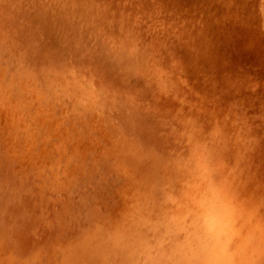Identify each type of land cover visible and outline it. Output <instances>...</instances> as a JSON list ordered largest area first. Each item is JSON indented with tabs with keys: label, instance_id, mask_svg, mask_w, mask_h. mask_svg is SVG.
<instances>
[{
	"label": "rangeland",
	"instance_id": "rangeland-1",
	"mask_svg": "<svg viewBox=\"0 0 264 264\" xmlns=\"http://www.w3.org/2000/svg\"><path fill=\"white\" fill-rule=\"evenodd\" d=\"M0 58L9 75H40L38 80L63 87L71 79L92 85L110 127L134 139L151 162L170 167L199 140L217 165L232 168L235 182L246 178L237 185L251 200L258 198L252 204L263 217L264 0H0ZM2 138L0 149H8ZM7 157L0 156V228L20 253L62 230L80 229L89 219L86 208L110 210L114 195L106 179L55 189L17 155L16 161Z\"/></svg>",
	"mask_w": 264,
	"mask_h": 264
},
{
	"label": "bare ground",
	"instance_id": "bare-ground-1",
	"mask_svg": "<svg viewBox=\"0 0 264 264\" xmlns=\"http://www.w3.org/2000/svg\"><path fill=\"white\" fill-rule=\"evenodd\" d=\"M3 67L0 66L2 143H6V147L18 156L21 163L29 165L26 166L27 171L30 166L35 169L47 185L55 189H69L78 186L83 180L98 185L103 178L106 180L102 182L109 184L107 187L114 199L107 212L86 208L89 219L83 226L78 222L82 227L77 231L67 233V229L65 233L62 230L63 234L58 233L46 243L25 253H20L9 240L7 229L0 228V264H264V215L261 217L255 212L256 207L254 209L255 205L252 204L255 198L250 199L252 194L247 197L241 184L237 185L239 181L246 182V178L239 177V181L235 182V172L233 174L230 170L232 168L224 170L222 164L217 165V160L205 154V147L198 144V139L197 143H193L190 154H183L184 157L180 156L173 163L171 161L172 166L169 162L170 167H164L160 162H151L144 155L146 153H140L135 143H132L134 139L130 142L125 139L126 135L123 138L113 126L110 127L108 115H104L99 108L102 103L95 98L97 89L89 83L71 79L69 84L66 82L68 86L63 87L53 81L46 83L38 80L40 75L38 79L27 73L9 75L5 72L6 67L5 71ZM11 67L7 70H11ZM64 79L70 78L67 76ZM212 133L214 137L216 133ZM199 135L200 138L201 133ZM213 137L212 140L217 135ZM219 137L217 143L220 142ZM187 138L190 139V136ZM223 142L220 143L226 147L228 144ZM144 147L146 149V145ZM8 149H0L3 158L7 157L8 152L4 151ZM221 149L224 152L227 150ZM14 156H9L8 160L13 161ZM238 165L235 167L238 168ZM16 166H12V170L14 167L18 169ZM217 166L220 169L222 167L223 171L218 170ZM13 171L19 175L20 170ZM241 171L240 175L243 173ZM64 196L67 197L66 194ZM45 198L38 200L45 201ZM188 199L199 204L206 218L221 222L214 247H209L198 232H188L183 221L170 214L172 209L186 207ZM71 201L65 202L74 204ZM51 222L54 223L53 220Z\"/></svg>",
	"mask_w": 264,
	"mask_h": 264
},
{
	"label": "clouds",
	"instance_id": "clouds-1",
	"mask_svg": "<svg viewBox=\"0 0 264 264\" xmlns=\"http://www.w3.org/2000/svg\"><path fill=\"white\" fill-rule=\"evenodd\" d=\"M170 214L178 216L187 226L188 232H198L204 237L209 247L216 245L217 232L221 227V222L206 218L203 209L197 202L188 199L186 207L172 209Z\"/></svg>",
	"mask_w": 264,
	"mask_h": 264
}]
</instances>
